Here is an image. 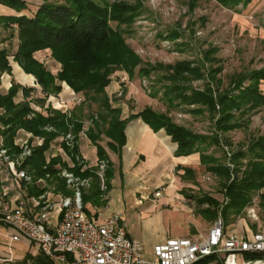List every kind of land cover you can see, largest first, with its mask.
I'll use <instances>...</instances> for the list:
<instances>
[{
    "label": "trees",
    "instance_id": "16d2710c",
    "mask_svg": "<svg viewBox=\"0 0 264 264\" xmlns=\"http://www.w3.org/2000/svg\"><path fill=\"white\" fill-rule=\"evenodd\" d=\"M218 1L225 5H236L240 1L248 0ZM0 4L15 12L0 16V23L6 26L15 24L17 29L18 46L13 59L25 73L34 76L35 83L40 87L41 96L36 98L30 97L33 88L14 81L6 92L0 93V136L3 145L12 152H19L18 146L14 145V137L20 129L43 138V143L32 149L31 155L22 165L31 175L39 177L48 172L55 181L56 189L65 194L70 191L56 176V164L72 170L82 178L90 177V185L83 191L82 197L84 211L90 214L85 205L105 203L103 196L113 174L106 151L99 142L105 137L110 148L119 150L125 141L124 129L127 122L139 117L152 130H164L176 144L174 156L198 153L199 164L220 180L223 197L221 201L208 193L187 195L193 200L196 213L201 218L214 221L220 216L224 228L227 229L252 204L254 198L264 217V134L250 140L245 148L232 152L229 156L230 163L224 164L217 157L203 152L209 144L219 145L217 135L194 133L174 123L166 114L156 112L148 106L123 118L121 108L112 106L106 94L111 75L117 70L131 77L136 67L138 74L143 76L163 69L159 79L167 82V85H163V97L167 104L170 107L174 101L195 104L198 107L192 112L207 111L217 114L214 120L215 130L225 133L241 128L249 120L243 116L264 105V94L259 88V83L264 81V68L238 76L230 81L228 88L215 87L213 96L210 86H206L203 91L190 90L187 87V82L201 74L186 61L150 68L141 66L140 58L125 42L123 31L110 25V22H116L118 27L130 25L139 12V2L132 5L124 0H43L34 9L25 0H0ZM42 50H48L49 56L59 65L56 74L34 57L36 52ZM7 56V50L0 49V76L4 72H11ZM245 80L248 82L244 85ZM62 83L69 86L74 93L84 96L83 101L95 102L98 106V113L90 118L86 136L96 148L98 161L106 162L105 190L100 189L95 175L96 166L86 165L81 169L82 166L76 160V155H79L78 137L72 149L63 145L64 151L74 164L72 168L59 155L49 157L47 162L46 152L56 138L65 134L69 126L75 135L84 127L82 120L73 112L67 118L61 111L49 105L40 112L31 108L30 102L44 107L49 95L56 96L60 92ZM19 92L22 99L16 101ZM179 168L183 169L182 178L194 177L193 169L181 166ZM26 192L27 198H34L41 190L31 184L27 186ZM261 257L260 253L245 255L248 260ZM21 263L55 264L39 250L34 255L26 252ZM192 264H223V259L216 254H210Z\"/></svg>",
    "mask_w": 264,
    "mask_h": 264
},
{
    "label": "rangeland",
    "instance_id": "374dc122",
    "mask_svg": "<svg viewBox=\"0 0 264 264\" xmlns=\"http://www.w3.org/2000/svg\"><path fill=\"white\" fill-rule=\"evenodd\" d=\"M37 1L41 3L43 0ZM124 1L132 5L139 2V12L133 17L130 25L118 27L116 22H110L111 27L123 31L125 42L140 58L142 67L173 65L178 61H186L191 68H197L201 75L186 83L190 90L203 91L206 86H210L212 91L218 86L220 89L228 88L230 81L238 76L264 68V0L240 1L236 5H225L218 0ZM40 59V62L56 74L59 65L52 60L49 52H44ZM137 70L136 67L131 77L123 71H115L111 75L110 84L106 87L110 103L121 108L123 118L148 106L156 112L166 114L174 123L194 133L217 135L219 145L209 144L203 152L217 157L224 164L230 163L229 156L232 152L245 148L250 140L264 134V105L243 116L249 120L241 128L221 133L216 131L214 126L217 114L213 115L207 111L192 112L198 107L195 104L188 105L178 101H174L171 107L167 104L163 97V85H167V82L159 79L163 69L144 76L139 75ZM122 77H126L124 81H121ZM247 82L245 80L243 84ZM259 88L264 94V81L259 83ZM30 97L36 98L35 93ZM76 98L78 102L71 103V112L82 120L84 127H87L91 116L98 113V106L95 102L83 101L84 96L81 94H77ZM17 99L21 100L22 97L19 96ZM54 143L52 142V147ZM52 151L51 156L47 154V160L59 153L55 146ZM87 157H93L91 150L88 151ZM192 166L189 167L193 169L194 177H180L175 193L173 204L179 210L162 209L136 222L142 243L180 233L195 237L199 233H205L213 222L201 218L196 213L193 200L180 195L185 191L189 195L208 193L219 201L223 198L220 180L206 172L204 166L195 163L194 168ZM176 171L175 168V175L183 173L182 170ZM141 182L144 183L142 180ZM163 186L153 189L150 194L153 195L157 191L161 194ZM116 194V190L111 193L112 196ZM153 198L156 197L153 195ZM86 207L94 217L101 219L106 216L102 212H94L89 204H86ZM256 212L258 221L248 218L245 212L243 214L248 232H255L264 226L261 210L258 208ZM242 228L245 229L243 224ZM234 232L243 234L240 227H236ZM6 241L8 242L6 228L0 225L1 250H6L3 245ZM12 252L13 260L7 262L0 260V264H22L26 252L34 255L38 249L24 242H15L12 244Z\"/></svg>",
    "mask_w": 264,
    "mask_h": 264
},
{
    "label": "built area",
    "instance_id": "2783aa9c",
    "mask_svg": "<svg viewBox=\"0 0 264 264\" xmlns=\"http://www.w3.org/2000/svg\"><path fill=\"white\" fill-rule=\"evenodd\" d=\"M125 78L122 77L121 81ZM32 93L33 91L30 95ZM77 102L76 97L68 101L57 95H49L44 107L34 102H30V106L34 111L40 112L49 105L70 118L71 103ZM87 127H83L75 135L69 126V130L59 136L55 143L56 149L62 154V161H68L70 168L74 164L63 145L72 149L77 137H87ZM42 143V137L25 131L14 142L19 148V152L15 153L6 148L2 138L0 139V164L4 167L5 178L17 191L14 199H9L3 191L0 192V225L8 230L6 251L0 254L1 261H12V244L26 241L54 263L62 264H192L210 254L221 257L223 264L264 263V226L249 234H237L224 228L220 216L210 224L205 233H199L195 237L166 239L156 243L151 255H147L143 243L128 235L117 213L112 212L99 219L84 211L83 191L89 187L90 177L82 178L72 170L56 164V176L70 191L65 194L56 189L55 181L48 172L34 177L22 167L32 149ZM76 160L82 166L81 169L86 167L85 160L80 155H76ZM95 166L100 189L105 190L106 162L97 160ZM31 184L41 192L31 198L33 205L29 208L24 190ZM153 195L157 198L160 192ZM257 210V200L254 198L252 204L246 207V214L251 220L258 221ZM248 253H260L262 257L248 260L245 258Z\"/></svg>",
    "mask_w": 264,
    "mask_h": 264
},
{
    "label": "crops",
    "instance_id": "0c3cea01",
    "mask_svg": "<svg viewBox=\"0 0 264 264\" xmlns=\"http://www.w3.org/2000/svg\"><path fill=\"white\" fill-rule=\"evenodd\" d=\"M25 1L29 7L33 9L40 4L37 0ZM14 13V10L0 4V16L12 15ZM1 25H4V23H0V49H6L8 52L7 59L11 72L10 74L6 72L1 74L0 93L6 92V90L10 87L11 82L14 81L22 86L33 88L35 97H40V87L35 83L34 76L25 73L13 59V55L18 46L17 29L15 24H10L6 27ZM44 52L49 51H38L34 54V57L38 61H41L40 58L42 55L44 56ZM76 95L77 93H74L73 90L65 83H62L61 90L57 94V96H60L68 101L76 97ZM19 96L22 97L21 92L18 93L16 98ZM16 101L19 100L17 99ZM24 132L25 131L22 129L18 130L16 136L14 137V142L22 137ZM124 135L125 141L119 150L110 148L107 145L108 139L105 137L99 142L106 151L113 174L109 179V187L105 193V203L102 205L87 204L90 205L94 212H102V214L106 216L112 212L117 213L125 225L128 235L140 240L139 236L141 235L136 227V222L142 221L146 216L152 213L155 214L157 211L160 212L162 209L179 210V208H177L173 203H175V193L179 186L180 177L183 173L181 175H175L174 169L176 168V172L179 170L183 171V169L179 168V166L191 167V165L194 166V163L197 165L199 164V159L198 153H193L189 156L183 157L174 156L176 144L170 140V137L165 134L164 130H152L139 117L131 119L127 122L124 129ZM58 139L59 137L53 142L56 143ZM55 143L53 147L55 146ZM53 147L51 143L46 155L48 154V156H51L53 154V151L51 152ZM90 150L91 154H93L92 158L87 157L88 151L90 152ZM78 151L79 155L85 160L87 166H94L96 164L98 160L96 148L87 137H80L78 139ZM56 155H59L62 158V154L60 152L56 153ZM141 180L144 183H142ZM162 185L164 186L161 189L160 196L153 198V195L150 194V192L155 188H161L160 186ZM115 190L117 194L112 196L111 193ZM2 191L9 199H14L17 194L15 186L5 178L4 167L0 164V192ZM26 191L27 188L24 190L25 195H27ZM180 195L188 198L187 195L189 194L182 191ZM30 199L31 197L27 198L28 205L29 208H32L33 201ZM244 212L246 213V208ZM243 214L239 216L233 224L227 227L228 231H234L236 227H240L243 234L250 233L248 230L246 231L247 223ZM242 224L245 226V229L242 228ZM243 229L245 230V233ZM7 233L8 230L6 229V234ZM179 237L192 236L180 233L175 236L160 238L154 240L153 242H144V251L147 255H151L152 247L156 243L163 242L169 238ZM21 242L30 246L26 241ZM6 244L7 241L3 243L5 247ZM5 251L6 250L4 249H0V254L5 253Z\"/></svg>",
    "mask_w": 264,
    "mask_h": 264
},
{
    "label": "bare ground",
    "instance_id": "6f19581e",
    "mask_svg": "<svg viewBox=\"0 0 264 264\" xmlns=\"http://www.w3.org/2000/svg\"><path fill=\"white\" fill-rule=\"evenodd\" d=\"M251 264H264V263H261V262H255V263H251Z\"/></svg>",
    "mask_w": 264,
    "mask_h": 264
}]
</instances>
